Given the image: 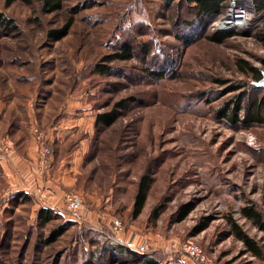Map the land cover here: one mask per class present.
Listing matches in <instances>:
<instances>
[{
	"label": "rangeland",
	"instance_id": "374dc122",
	"mask_svg": "<svg viewBox=\"0 0 264 264\" xmlns=\"http://www.w3.org/2000/svg\"><path fill=\"white\" fill-rule=\"evenodd\" d=\"M7 2L0 0V13L17 29L0 27L1 138L23 153L27 139L15 125L33 111L46 123L72 97L95 113L115 111L117 119L92 132L80 128L49 158L52 169L64 165L61 191L78 193L85 212L100 217L93 227L66 209L43 223L38 206L10 205L13 194L1 199L8 185L0 182V264H143L122 254L117 240L124 236L147 241L148 255L154 251L160 264H194L178 249L184 244L201 247L216 264L257 262L244 253L228 217L264 247L263 233L240 213L249 203L264 213V126L230 125L217 110L239 94L231 91L235 84L246 85L245 107L264 96V88L254 90V79L238 70L239 60L264 70V9H255L251 30L218 43L210 37L220 16L200 29H182L181 21L194 15L189 5L167 10L162 0H64L62 10L47 14L37 0ZM70 18L69 34L50 39L49 32ZM121 42L133 45L136 56L98 74L95 65ZM147 68L166 69V75L151 76ZM146 174L150 192L134 218ZM59 229L62 234L45 244Z\"/></svg>",
	"mask_w": 264,
	"mask_h": 264
},
{
	"label": "trees",
	"instance_id": "16d2710c",
	"mask_svg": "<svg viewBox=\"0 0 264 264\" xmlns=\"http://www.w3.org/2000/svg\"><path fill=\"white\" fill-rule=\"evenodd\" d=\"M15 1H21L26 4H31L33 0H8V4H11ZM42 3V9L44 13L51 14L58 12L64 8V0H37ZM152 4V3H151ZM178 5H189L194 12V15L188 20L181 21L182 29H200L202 25L207 24L210 21L215 20L217 17L221 16L225 12L227 5V0H162L161 6L167 10H171V7ZM254 4L257 10L264 9V0H254ZM74 19L70 18L69 21L61 28L51 30L49 32L50 39L59 41L69 34L70 29L72 28ZM0 27L6 31H12L17 29V26L13 19L7 18L3 13H0ZM236 32L233 30L229 31H216L215 34L210 37L213 41L218 43L224 42L227 38L233 36ZM179 37V36H178ZM182 39V38H181ZM259 39L264 43V34L259 36ZM187 43L192 39L191 37L183 39ZM142 49L146 53L147 57L153 54V49L150 48L149 42H145L142 45ZM136 56L135 48L133 45H129L126 42H121L120 45H117L115 49L108 54L104 55L99 63L95 65V71L100 75H107L111 73L110 64L114 61H126L131 60ZM264 63V61H263ZM146 72L151 76L160 75L163 77L166 75V69L160 68V70H153L151 68L145 69ZM238 70L240 73L246 76H251L254 80H259L261 78V70L252 66L244 60L238 61ZM30 82V79H28ZM246 85L235 84L232 87L233 92L240 91L233 101L229 103H224L220 110H217L218 116L221 120L225 121L230 125L241 124L244 127H249L251 125H263L264 126V96L262 98H255L248 103L247 106H243L246 101L245 93ZM254 90H261L260 88L252 87ZM122 106V103L118 104ZM97 109L99 107L97 106ZM22 110H25V107H22ZM117 119V113L115 111L111 112H96V122L95 130L100 126L110 127L115 123ZM15 128H17L15 126ZM152 179L149 175H144L138 184L137 193L133 201L132 216L137 218L141 215L143 209L145 208L148 195L151 188ZM14 200L10 201V205L16 201H25L34 204V206L39 204L36 202L34 195L27 194L24 192L14 195ZM35 198V199H34ZM38 218L44 223H48L53 219L60 218L59 212L51 209L49 207H42L41 205L37 208ZM190 208H187L184 211V215L189 213ZM242 217L249 220L264 236V213L260 210L255 203H249L243 206L240 210ZM230 226L232 228V234L243 243L244 253H247L254 257L257 262L251 260L247 261L245 264H264V247L253 237L248 235L242 230L236 220L231 216L228 217ZM71 224V223H66ZM91 225V224H90ZM94 225H92L93 227ZM60 230V229H59ZM63 230H56L55 233L49 235L45 239V244L53 243L57 237L62 234ZM122 239V238H121ZM129 238L124 236V239L117 240L118 246H120L122 254L127 257L138 259V261L143 264H160L161 259H159L154 251H151L148 255L147 253H140L136 250H132L127 247L126 242ZM92 246L95 245V242L91 243ZM117 245V244H116ZM93 255V254H92ZM197 263V262H196ZM84 264H97L95 261L89 260ZM198 264V263H197Z\"/></svg>",
	"mask_w": 264,
	"mask_h": 264
},
{
	"label": "crops",
	"instance_id": "0c3cea01",
	"mask_svg": "<svg viewBox=\"0 0 264 264\" xmlns=\"http://www.w3.org/2000/svg\"><path fill=\"white\" fill-rule=\"evenodd\" d=\"M72 98L63 103L59 108V114L46 123L40 117H37L33 111V113L28 112L29 119L27 122L15 125L16 129H21L20 131L24 132L26 136L27 143L24 146L26 150L20 153V150L16 149L12 158H0V182L5 181L8 185L1 199L10 194L16 195L24 192L34 195L38 204L42 207H49L56 210V212L64 213L66 193H63L60 187V182L63 181L64 176V165L52 169L50 163L51 166L44 173L38 171L37 161L42 142L36 130L46 135L45 142L53 152L56 148L61 149L68 140H71V137L79 134L80 128H86V133L87 131L92 132L91 129L94 128L96 122V113L82 99ZM85 143L83 141L79 149L83 148ZM53 157L51 156L52 161ZM39 188L47 189L52 193V196L48 197L46 205L40 202L37 197ZM87 214L91 219L90 224L96 225L100 217L88 212ZM185 262L186 264H193L189 260ZM194 264L197 263L194 261Z\"/></svg>",
	"mask_w": 264,
	"mask_h": 264
},
{
	"label": "built area",
	"instance_id": "2783aa9c",
	"mask_svg": "<svg viewBox=\"0 0 264 264\" xmlns=\"http://www.w3.org/2000/svg\"><path fill=\"white\" fill-rule=\"evenodd\" d=\"M254 0H227V5L224 14L214 23V29L217 31H229L235 32L249 31L253 28L252 18L255 12ZM39 135V139L42 142L38 161L37 169L39 172L44 173L49 167V158L52 154L51 147L45 142L46 135L36 130ZM14 150L8 140L0 138V158H12ZM52 196L51 191L47 189H38L37 197L44 205L47 203L48 197ZM65 209L69 212L70 217L82 223H91V219L84 210V201L81 196L76 192H69L65 196ZM115 230L122 229V223L118 220L114 224ZM126 245L132 250H136L140 253H147L150 250V244L147 241L137 242V239L131 237L127 240ZM176 246L173 244L172 247ZM188 255L192 260L198 264H216L203 249L194 244H184L178 248Z\"/></svg>",
	"mask_w": 264,
	"mask_h": 264
},
{
	"label": "water",
	"instance_id": "95a60500",
	"mask_svg": "<svg viewBox=\"0 0 264 264\" xmlns=\"http://www.w3.org/2000/svg\"><path fill=\"white\" fill-rule=\"evenodd\" d=\"M251 85L256 88H264V70L261 71V78L259 80L251 81Z\"/></svg>",
	"mask_w": 264,
	"mask_h": 264
}]
</instances>
